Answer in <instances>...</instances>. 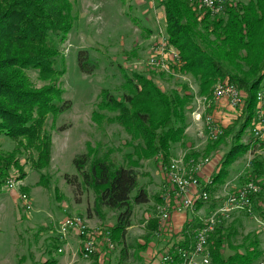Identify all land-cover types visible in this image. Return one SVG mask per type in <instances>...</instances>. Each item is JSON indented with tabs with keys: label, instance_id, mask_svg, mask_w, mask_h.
I'll use <instances>...</instances> for the list:
<instances>
[{
	"label": "rangeland",
	"instance_id": "1",
	"mask_svg": "<svg viewBox=\"0 0 264 264\" xmlns=\"http://www.w3.org/2000/svg\"><path fill=\"white\" fill-rule=\"evenodd\" d=\"M71 1L75 19L67 40L61 42L55 35L60 49L56 66L61 68L65 64L66 67L62 78L65 92L58 102L69 100L71 106L55 118L49 114L46 120L45 128L51 132L54 142L50 166L41 171L34 169L32 162L36 153L29 149L21 150L18 154L26 177L22 180L11 177L18 182L16 186L9 188L5 184L0 193V264H47L49 259H55V264H117L121 260L122 264L172 262L171 251L183 252L179 250L178 242L184 227L193 220L195 224L197 220L200 222L190 230L194 247L197 232L211 223L215 225L208 239L209 254L185 251L182 264H211L210 238L217 224H224L225 227L236 224L239 228L233 238L234 245L224 246L225 257L237 250L236 246L248 233L258 235L261 248H264V177L251 173L253 159L257 156L264 158V138H258L253 149L230 166L229 177L217 191L208 192L205 185L212 181L224 154L234 141V134L223 137L221 142L218 138L242 112L246 92L236 85L243 92V101L236 106L229 103L227 95H215V86L221 81L216 83L211 95H202L199 82L192 75L173 70L172 66L180 63L181 56L172 45H167L163 54L164 58L167 57L166 66L169 63L172 69L165 70L148 63L151 53H156L158 49L162 51L159 48L161 33L166 34L162 0ZM81 51H85L88 57L90 72L80 67ZM173 51L179 56L171 59ZM134 71L152 76L165 91L181 90L187 84L193 95L188 106L185 139L173 146L172 158L167 166H163L159 155L147 159L139 157L138 140L114 118L118 111L101 110V123L93 118V112L100 110L103 91L107 89L121 99L127 92L125 75ZM26 75L34 85L46 83L39 78L37 70L29 69ZM258 109L259 105L244 141L250 134L253 135ZM238 129L237 126L236 131ZM220 130H223L221 134ZM17 143L14 138L0 135V146L5 150L17 149ZM89 144L94 148L100 147L101 154L107 153L118 163L133 161L139 172V187L133 194L139 188L149 192L148 202L134 206L132 225L126 229L121 241H113L111 234L119 210L105 208L101 214L95 211L96 195L91 187L83 183L74 162L77 154L89 150ZM176 157L181 158L185 175L192 174L199 181L186 191L195 198L191 206L183 204L184 195L179 194L178 185L168 177V167ZM213 159V172L209 177H202L203 168ZM248 181H255L260 186L259 191L252 195L251 207L221 211L228 195L238 192ZM203 190L208 193L207 199L197 196ZM24 194L26 197L23 198ZM199 202L202 204L197 207ZM164 211L168 212L167 220L162 219ZM179 212L183 216L174 227L173 220L178 218ZM67 218L80 219L98 231L97 250L93 255H83L82 243L74 229H70L66 237L62 235L60 227ZM150 221H153L157 232L151 234L146 247H141L150 230ZM108 239L114 247H109ZM167 256L171 258L165 259ZM257 263L264 264V256Z\"/></svg>",
	"mask_w": 264,
	"mask_h": 264
},
{
	"label": "trees",
	"instance_id": "2",
	"mask_svg": "<svg viewBox=\"0 0 264 264\" xmlns=\"http://www.w3.org/2000/svg\"><path fill=\"white\" fill-rule=\"evenodd\" d=\"M162 4L168 43L181 56L173 70L192 75L199 82L202 95H211L219 81L233 83L246 92L242 112L218 138L221 142L223 137L234 134L219 170L211 182L205 183L208 192L213 193L229 177L230 166L259 140L250 134L244 141L258 107L257 94L264 90V0H232L219 15L188 0H162ZM74 19L71 0H0V135L18 142L17 149L12 151L0 146V193L11 177L17 180L26 177L18 154L21 150L36 153L34 169L41 171L50 166L54 142L45 128L46 120L49 114L55 118L71 106L69 100L58 102L65 92L62 78L66 67L56 66L60 49L55 35L59 41H66ZM84 52H80V67L90 72ZM29 69L37 70L39 78L46 83L34 85L26 75ZM125 78L127 92L119 99L104 90L100 110L93 112V118L101 123V110L118 111L114 118L138 140L139 157L159 155L163 166H167L173 146L185 139L188 106L193 95L187 84L181 90L165 91L152 76L139 71L126 74ZM89 147L88 151L77 154L74 162L83 183L96 195L95 211L101 214L105 208L119 210L111 234L113 241H121L132 225L134 206L148 202L149 192L139 188L133 194L139 187V172L133 161L118 163L107 153L101 154L100 147L90 144ZM252 162L253 176L264 177V158L257 156ZM197 224L193 220L184 227L179 250L194 249L190 230ZM148 227L141 247H146L157 230L153 221ZM238 231L236 224L228 227L217 224L210 238L211 264H258L264 250L259 236L253 233L243 237L233 254L223 255L225 245H234ZM176 251H171L173 261L163 264H182L185 256ZM52 263L56 260L49 259L47 264Z\"/></svg>",
	"mask_w": 264,
	"mask_h": 264
},
{
	"label": "built area",
	"instance_id": "3",
	"mask_svg": "<svg viewBox=\"0 0 264 264\" xmlns=\"http://www.w3.org/2000/svg\"><path fill=\"white\" fill-rule=\"evenodd\" d=\"M191 3L197 4L202 6L212 12L214 15L222 14L226 11L227 4L230 0H188ZM161 46L162 51L157 50L156 53H151L150 58L148 59V63L151 65L161 66V68H165V70L171 69L170 64L166 66L167 57L164 58L163 54L165 53V48L169 44L167 43L168 37L167 34L161 33ZM158 48V47H157ZM156 48V49H157ZM156 51V50H155ZM174 55L170 56L169 58L173 59L174 57L179 56L176 51H173ZM173 57V58H172ZM176 60V59H175ZM215 95L221 97L220 95H227L228 101L232 106H236L243 101V92L233 83L228 82H219L215 86ZM258 114H257V121L256 126L252 128V133L257 138H264V92H259L258 94ZM211 118L208 117V121L210 122ZM220 134L223 130L219 131ZM200 166V165H198ZM195 169H191L194 171ZM168 177L169 179L178 185L180 191L179 194H183L182 197L183 204L185 206H191L194 204L195 198L192 194H187L186 191L190 190L191 185L198 184V179L194 177L192 174H186V169L181 167V158L173 159L171 164L168 167ZM18 182L12 178L7 181V187L14 188ZM260 186L255 181H248L246 185L240 189L238 192L229 194L227 197V202L224 208L221 211L227 212L229 209H234L235 207H242L248 208L251 207L253 204L252 195L258 192ZM182 196V195H181ZM198 197H202L204 199L208 198V193L206 191H201L197 194ZM26 197L25 194L23 198ZM168 212H163V220H167ZM210 226V228H208ZM206 227V229H201L197 232L196 236V244L194 247L195 253H208V239L211 233L213 232V225L212 223ZM70 229H74L78 238L82 243V251L85 257H89L93 255L97 250V233L98 231L93 230L90 228L84 221L67 218L65 222L61 224L60 232L62 235L66 237L68 231ZM63 238V236H62ZM106 240V239H105ZM109 247H114V244L111 242V239H108ZM181 250V249H180ZM183 251V255H185V251ZM171 257L167 256L165 259H169Z\"/></svg>",
	"mask_w": 264,
	"mask_h": 264
},
{
	"label": "crops",
	"instance_id": "4",
	"mask_svg": "<svg viewBox=\"0 0 264 264\" xmlns=\"http://www.w3.org/2000/svg\"><path fill=\"white\" fill-rule=\"evenodd\" d=\"M187 133L189 134L190 133V130H189V128H188V130H187ZM192 143V142H191ZM191 143H189V144H191ZM214 167H215V163H214V159L211 161V163L210 164H207L204 168H203V170H202V174L204 175H202V177H205L206 178V176L207 177H209V175L213 172V169H214ZM179 210H182V208H179ZM179 215H178V218H176V220L174 219L173 221V226L175 227V226H177V223L176 222H178V220H179V218L181 217L182 218V216H183V213H178ZM260 233V232H259ZM74 238L76 239V237L74 236ZM263 250H264V248H262Z\"/></svg>",
	"mask_w": 264,
	"mask_h": 264
}]
</instances>
